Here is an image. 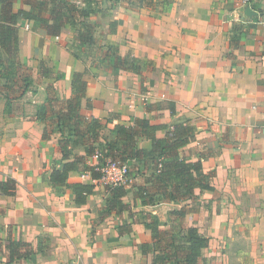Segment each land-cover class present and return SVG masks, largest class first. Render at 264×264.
Here are the masks:
<instances>
[{"label": "crops", "instance_id": "0c3cea01", "mask_svg": "<svg viewBox=\"0 0 264 264\" xmlns=\"http://www.w3.org/2000/svg\"><path fill=\"white\" fill-rule=\"evenodd\" d=\"M7 1L11 12L40 3L45 18L52 7L51 0ZM98 3L88 20L106 38L101 65L71 52V38H79L67 23L51 36L39 21L21 18L15 55L0 44V264H153L166 239L190 226L209 237L197 264H264V0ZM5 5L0 0V25ZM117 55L125 65H116ZM85 68L81 115L100 119L106 132L138 118L155 125L187 119L193 138L179 150L201 162L212 188L154 205H142L131 189L121 198L126 210L107 212L106 184L86 169L99 158L82 145L71 150L69 160L83 161L74 163L68 182L94 184L85 203L51 183L52 167L64 163L52 110L73 95V73ZM137 146L147 151L151 141L140 137ZM127 163L130 184L143 183L149 162ZM235 235L250 246L241 247Z\"/></svg>", "mask_w": 264, "mask_h": 264}, {"label": "trees", "instance_id": "16d2710c", "mask_svg": "<svg viewBox=\"0 0 264 264\" xmlns=\"http://www.w3.org/2000/svg\"><path fill=\"white\" fill-rule=\"evenodd\" d=\"M51 2L49 17L45 18L40 16L42 11L40 3L31 4L32 9L29 10L18 9L11 12V3L6 0L4 22L0 25V44L9 54L11 52L15 55L18 50V24L21 18L39 21L47 34L51 36L59 35L67 23L78 31L80 44L93 43L94 24L88 18L98 11L99 0H82L81 4L65 0H51ZM15 59L12 56L9 65L13 66ZM115 60L116 65L120 66L126 64L127 58L117 55ZM40 71L43 75H49L48 69L42 63ZM88 73L86 68L73 73L71 79L73 95L70 98L61 99L62 106L52 110L61 133L59 146L64 163L61 169L52 167L49 175L51 183L69 187L74 194L75 203H85L87 196L93 192L94 184L68 182L69 172L75 168L74 163L83 161L82 156L69 160L71 150L76 145H82L86 148L87 155L94 156L95 153L101 155L96 164L86 166L93 180H99L102 177L99 168L104 159L118 160L128 166L126 184H106L110 194L106 205L107 212L113 209L126 210L128 206L122 202L121 198L131 189L142 205H154L161 201L193 199L197 196L196 189L202 192L212 188L209 175L203 172L201 162L187 160L179 150L193 138V128L187 119L174 120L168 125H155L147 119L138 118L131 125L115 124L106 132L107 126L100 119L81 115L80 102L86 98L85 77ZM86 108H91L88 99ZM170 110L172 114H175L174 107ZM160 129L165 130V134L158 137L156 132ZM140 137L151 141L149 150L145 151L137 146ZM129 160H135L138 163L149 162L150 171L144 176L143 183L130 184L132 171L127 163ZM4 185L5 183H1L0 187L3 188ZM177 212L180 215L184 213L181 209ZM155 225L154 222L151 227L154 231L157 230ZM157 236L159 234L153 237ZM208 245L209 237L200 234L196 227L190 226L184 232L171 235L166 239L165 251L157 254L153 264H197ZM148 246L149 243L142 245L143 252H146Z\"/></svg>", "mask_w": 264, "mask_h": 264}, {"label": "rangeland", "instance_id": "374dc122", "mask_svg": "<svg viewBox=\"0 0 264 264\" xmlns=\"http://www.w3.org/2000/svg\"><path fill=\"white\" fill-rule=\"evenodd\" d=\"M46 1V0H43ZM45 13V12H44ZM92 34H96L95 39L93 43L91 44H80V41L77 39L76 35L71 38L70 45L72 48L71 52L75 54L79 59L84 58L85 60H89L90 62H98L99 65L103 63V60L105 59L104 51L106 50L107 42L106 38L103 35V32L101 33V30L99 28H92ZM100 62V63H99ZM246 238L244 235H235L234 241H237L241 247L248 248L250 245L247 244L248 240H245ZM232 252L237 253V249H233Z\"/></svg>", "mask_w": 264, "mask_h": 264}, {"label": "built area", "instance_id": "2783aa9c", "mask_svg": "<svg viewBox=\"0 0 264 264\" xmlns=\"http://www.w3.org/2000/svg\"><path fill=\"white\" fill-rule=\"evenodd\" d=\"M236 2L239 5L250 6L252 0H236ZM25 27L29 28V24L25 23ZM94 156L99 158L101 155L95 153ZM99 169L102 173V177L99 180L103 181L105 184H126L128 172L126 163L118 160L104 159Z\"/></svg>", "mask_w": 264, "mask_h": 264}]
</instances>
